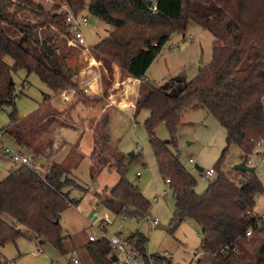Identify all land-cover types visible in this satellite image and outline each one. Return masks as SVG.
<instances>
[{
  "label": "trees",
  "instance_id": "trees-1",
  "mask_svg": "<svg viewBox=\"0 0 264 264\" xmlns=\"http://www.w3.org/2000/svg\"><path fill=\"white\" fill-rule=\"evenodd\" d=\"M52 1L47 9L33 0H0V108L12 107L10 123L0 132L29 151L43 130L38 123L40 113L30 115L26 122L17 119L11 72L24 69L35 73L52 94L76 86L73 77L81 64L71 66L68 59L80 49L68 45L66 12L57 13V2L74 14L88 7L92 16L112 27L90 51L111 77L114 66L129 76L144 77L170 35L184 31L190 22L196 23L214 37L211 60L180 85L179 92L170 94L145 82L134 116L142 110L149 112L144 126L159 174L172 190L171 221L178 225L192 219L203 229L197 264H264V224L255 227L251 236L245 235L253 223L256 197L264 193V186L256 171L226 170L223 166L231 146L239 148L242 161L264 140V0H89L88 5L84 0ZM28 14L33 15L32 20ZM58 32L64 38H59ZM6 56L13 60L11 65ZM198 108H206L226 132L225 147L213 167L214 179L202 194L195 192L197 182L180 162L177 150L169 148L175 144L184 113ZM109 123V117H104L96 130L91 166L98 170L114 165L119 177L112 189L105 188L96 199L119 214L148 216L151 203L126 179L130 163L143 158L133 155L127 163L128 157L112 141ZM160 124L167 127L169 140L156 137ZM32 127L34 136L29 131ZM33 150L34 164L39 150ZM68 159L52 163L45 174L19 165L0 181V247L15 243L23 227L40 245L51 244L62 255L78 251L81 264H111L107 240L91 242L87 238L76 246L72 238L62 234L60 215L69 204H77L69 201L66 191L78 187L69 175L77 164L68 166ZM94 174L91 170V177ZM3 215H8L12 224L5 222ZM129 236L145 254L148 238L137 231Z\"/></svg>",
  "mask_w": 264,
  "mask_h": 264
},
{
  "label": "rangeland",
  "instance_id": "rangeland-1",
  "mask_svg": "<svg viewBox=\"0 0 264 264\" xmlns=\"http://www.w3.org/2000/svg\"><path fill=\"white\" fill-rule=\"evenodd\" d=\"M36 3H41L47 9H50L52 2L46 0H33ZM88 5L89 0H84ZM81 14L86 15L89 24L83 27V35L86 46L88 47L87 57L91 58V48L99 41L105 38L112 27L101 22L92 16L88 7L82 10ZM18 16L21 17L19 14ZM33 15L28 14L29 20H32ZM55 30V29H53ZM59 38H64L62 33H57ZM214 37L212 34L203 29L196 23L190 22L182 32H174L170 35L167 42L162 47L161 51L149 66L145 77L147 85L162 89L166 87L168 93L173 94L178 92V86L190 81L199 71L211 60L212 43ZM69 44V43H68ZM40 54V49L37 48ZM5 61L11 65L13 60L5 57ZM81 64L80 69L85 65V59L80 55V52L75 57L68 59V64ZM101 69V66L99 67ZM79 69V70H80ZM105 79H101V84L104 90L115 81L124 82L126 89V101L136 100L133 96L131 84L127 82L128 74L124 73L119 67H113L112 77L104 73ZM11 78L14 83L15 100L14 107L17 112V119L30 118L32 114L44 112L47 108L54 110L71 109L70 120L65 124L74 130H82L85 135L94 134L98 129L101 120L108 116L110 123L108 129L110 131L112 141L115 143L118 151L128 157L127 163H130L132 157L128 156L133 152L135 156L140 155L142 161H134L130 163L126 172V179L133 185L137 186L142 195L151 203L148 216H139L138 219H128L123 223H119L120 219L111 212H108L96 199V194H100L106 188L112 189L118 181V174L115 171L114 165L101 169L92 168L90 158L91 138L87 137L82 140L81 149L78 147L76 155H83L82 159L76 167L70 171V177L77 183L78 187L67 188V195L70 202L77 201V204H69L68 207L61 213L59 223L61 225L63 236L72 238L76 246L86 241L87 236L95 233L88 226V220L94 219L92 212L93 207L97 208L100 215H108L110 218H115V223L107 228V235L114 234L121 226L124 229L122 237L140 232L148 238L146 248L152 254H163L164 259L161 264H189L193 261L197 254L201 251L202 232L201 228L192 219H185L178 225L171 221L174 211V198L170 186L161 177L155 161L151 145L144 126L146 118L149 116L147 110H142L135 117L134 109L108 108L107 114L102 113L104 100L96 96H77L68 102H63L60 98V93L52 94L46 85L39 79L35 73H27L24 69H19L11 72ZM134 87L140 96V90L143 85ZM48 96V99H44ZM55 106V107H53ZM136 107V105H135ZM12 107L6 106L0 108V130L7 127L10 123L9 114ZM36 114V115H37ZM43 114V113H42ZM29 115V116H28ZM28 117V118H26ZM133 117V119H132ZM64 120L56 116L52 126L59 125L60 121ZM29 121V120H28ZM26 122V121H25ZM23 123H19L22 125ZM30 123H27L29 126ZM47 124V122H46ZM49 125V124H47ZM32 136L35 135V127L30 128ZM37 133V132H36ZM59 134V133H58ZM83 134V135H84ZM52 135V127L44 132V139L50 140ZM155 135L158 139L169 140L170 134L165 124H160ZM53 139L58 137L53 131ZM70 139H74L76 135H70ZM57 143L55 150L49 149L50 161L58 160L63 154H66L68 147L64 148L63 140ZM1 140L12 149H18L6 135H2ZM175 144L169 146L172 151L177 150L180 162L195 178L197 185L195 192L202 194L209 181L214 179V174L208 179L203 177V172L213 168L217 162L221 151L226 144V132L220 125L218 120L209 113L206 108L190 109L186 111L182 117V123L175 136ZM52 150V151H51ZM70 149L69 152L70 153ZM1 153V152H0ZM73 156V157H74ZM242 153L235 145L231 146L228 151V156L224 161L226 170L240 161ZM70 158V155L67 156ZM192 159L191 163L189 159ZM256 167V173L261 183L264 186V162L258 156L253 157ZM65 159L62 160V162ZM18 166L7 155L0 156V181H2L10 169V165ZM68 166H72L68 159ZM37 165V164H36ZM198 165L202 168V172L195 168ZM12 166V167H13ZM91 170L95 171L91 177ZM45 170L42 171V173ZM46 172V171H45ZM139 172V174H137ZM157 197L155 201L153 198ZM254 212L264 211V193L256 197V205ZM157 218L158 224L151 226V221L148 218ZM2 219L12 224L8 215H3ZM23 231L22 236L15 243H8L0 247V256L3 264H67L72 253L70 250L67 254H60L51 244L40 245L39 239L27 229L20 227ZM70 239H67L66 244L70 247ZM78 252V251H77ZM76 252V253H77ZM78 254V253H77Z\"/></svg>",
  "mask_w": 264,
  "mask_h": 264
},
{
  "label": "built area",
  "instance_id": "built-area-1",
  "mask_svg": "<svg viewBox=\"0 0 264 264\" xmlns=\"http://www.w3.org/2000/svg\"><path fill=\"white\" fill-rule=\"evenodd\" d=\"M46 2H52L53 4L52 0H46ZM57 3H60L57 13L63 11L66 12L65 22L69 26L68 45L79 48L80 55L85 59V65H83L77 72V74L73 77V81L75 82L76 86L63 90L60 93V98L64 102H68L76 97L79 93L86 96L92 95L99 97L104 100V107L102 108V113L104 114H107L108 108L120 107V109H134L136 101L138 99V93L136 92V89H133L134 87H132V85L138 88V86L147 81V78L145 76L139 78L128 76L127 82L131 84L130 90L133 91V96L137 97L136 100L133 101H126L127 92L124 82L115 81L116 83L111 84L110 86L106 87V90H104L101 84V79L104 78V73H106V70L103 68L101 61L96 60L93 56L88 59L86 54L88 52V47L86 46L82 31L83 27L89 24L86 15L74 14L63 3ZM152 12L155 13V7H153ZM100 66L101 69L99 68ZM2 135L3 134L0 132V150L2 151V153L7 155L14 162H17L20 165L34 167L32 156L33 154L30 152L24 153L19 149H12L1 140ZM255 156H258L261 159V162H264V140L257 142L255 148L252 151V154L247 159H245L246 165L253 166V157ZM189 161L191 163L193 162L191 158L189 159ZM48 169L49 168L46 169V172L48 171ZM202 174L205 179H208L211 175L214 174L213 168L205 170ZM154 200L156 201L157 197H154ZM107 207L112 214L120 219L119 223H123L128 219H138L137 216L128 213L119 214L113 207ZM92 215L94 219L90 218L88 220V226L92 228L95 233L88 235L87 238L91 242L99 241L101 239H105L108 241L110 252L107 255V259L111 262V264H158L157 261L159 259H164L163 254H151L147 251V248L145 254L141 252V250L137 246V240L131 239L130 236L122 237L124 229L121 226L114 234L108 236L107 228L116 222L115 218H110L108 215L104 214L100 215V213L97 211V208L95 207H93ZM148 220L151 221V226H155L156 224H158L157 218L150 217L148 218ZM263 224L264 211L254 212L253 223L245 231V235L247 237L251 236L253 229L255 227H260ZM199 256H201V253L197 254L195 259L189 264H197V259ZM113 257H115V260H113ZM67 264H81L76 251H72Z\"/></svg>",
  "mask_w": 264,
  "mask_h": 264
},
{
  "label": "crops",
  "instance_id": "crops-1",
  "mask_svg": "<svg viewBox=\"0 0 264 264\" xmlns=\"http://www.w3.org/2000/svg\"><path fill=\"white\" fill-rule=\"evenodd\" d=\"M63 101V100H62ZM64 102V101H63ZM55 107V106H53ZM73 108L71 109H62V110H58V109H51V108H47L46 110H44V112H40L42 118H40V121L38 122L40 126L43 125V130L37 135V139L35 141V143L32 145V150H25L24 148L22 147H19L17 146L16 144V147L21 150L22 152H30V153H33V149H37L39 150V155H38V158L36 160H34V167L35 169L40 172L41 174H45V171L46 169L48 168V166H50L52 163H61L63 159H65L67 156L70 155V161L72 162L73 161V164H78L79 161L82 159L83 155L81 153V155H76V151L78 149V147L81 149V143H82V140L83 139H86L87 137H90L91 138V145H90V154H91V151H92V148H93V145H94V138H95V135L96 133L94 134V130L92 132V134H87L85 135L84 132L82 130L78 131V130H74L73 128L71 127H68L69 124H65L66 122H68L67 120H70L71 118L69 117L70 116V112ZM29 116V115H28ZM56 116H58L60 119H61V116L64 117V120L60 121L57 125L55 126H52L53 122L55 121L56 119ZM49 124L47 125L46 124ZM109 126V125H108ZM52 127V135H53V131L54 133H56V135L58 137H55L53 139V136L51 135V139L50 140H46L44 139L43 135H44V132H46L48 129H50ZM109 130V129H108ZM59 133V134H58ZM110 133V131H109ZM84 134V135H83ZM70 135H76V137L74 139H70ZM111 135V134H110ZM62 137L65 138L63 139L64 141L67 140V143L64 142V148L65 147H68V151L66 154H63L58 160H52L50 161L49 159V154L45 152H49L48 150L51 149L52 147V150L54 149L55 150V146L57 143H60L62 141ZM9 138V137H7ZM112 138V137H111ZM10 139V138H9ZM11 140V139H10ZM12 141V140H11ZM13 142V141H12ZM69 149H70V153L69 152ZM51 150V151H52ZM0 156H4L5 154L2 153V151L0 150ZM74 156V157H73ZM37 164V165H36ZM72 164V166H73ZM10 165V169L8 171V174L6 175V177L11 173L13 172L14 170H16L18 166H13ZM76 166H73L71 168V170H73ZM45 170L43 173L42 171ZM137 174H139V172H137ZM5 177V178H6ZM154 199V198H153ZM104 208H106L108 210V212H110V210L108 209L107 206L105 205H102ZM148 251V249H147ZM150 253V251H148ZM152 254V253H151Z\"/></svg>",
  "mask_w": 264,
  "mask_h": 264
},
{
  "label": "water",
  "instance_id": "water-1",
  "mask_svg": "<svg viewBox=\"0 0 264 264\" xmlns=\"http://www.w3.org/2000/svg\"><path fill=\"white\" fill-rule=\"evenodd\" d=\"M149 3H151V1H149ZM9 82L11 85H13V80L12 78L9 79ZM164 89L166 87H163ZM162 88V89H163ZM180 91V87L178 86V92ZM133 152H131L130 154H128V156L132 157L133 156ZM195 168L198 170V171H202V168L199 167L198 165H195ZM233 169L235 170H238V171H242V172H250V173H254L256 171L255 167L254 166H248L246 165L245 163V160H242V161H239L238 163H236L234 166H233ZM203 230V229H201ZM113 260H115V257H113Z\"/></svg>",
  "mask_w": 264,
  "mask_h": 264
}]
</instances>
